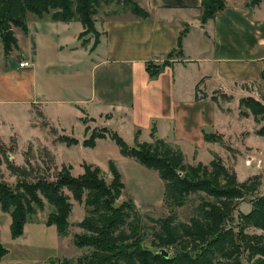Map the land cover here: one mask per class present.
Returning a JSON list of instances; mask_svg holds the SVG:
<instances>
[{
    "label": "crops",
    "instance_id": "obj_1",
    "mask_svg": "<svg viewBox=\"0 0 264 264\" xmlns=\"http://www.w3.org/2000/svg\"><path fill=\"white\" fill-rule=\"evenodd\" d=\"M133 1L148 17L95 19L99 38L94 44L80 40L84 29L78 21L30 15L25 31L14 29L17 47L4 55L10 62L0 64V129L18 131L16 115L7 113L20 108L28 135L43 141L42 131L30 126L32 108H39L63 132L73 124L83 128V116L108 126L129 123L134 134L156 125L185 131L191 128L187 125L196 105L201 109L193 130L202 135L209 93L218 89L231 96L261 80L264 3L250 7L235 1L202 24L201 0ZM179 39L181 55L168 60ZM21 61L29 66L18 68ZM163 61L170 64L150 78L147 64ZM188 77L190 91L184 100L179 90ZM195 82H201L196 98Z\"/></svg>",
    "mask_w": 264,
    "mask_h": 264
},
{
    "label": "trees",
    "instance_id": "obj_2",
    "mask_svg": "<svg viewBox=\"0 0 264 264\" xmlns=\"http://www.w3.org/2000/svg\"><path fill=\"white\" fill-rule=\"evenodd\" d=\"M104 2L116 6L121 3L133 16L140 19L148 17L133 0H0V40L4 53L8 55L12 48L17 47L12 28L25 31L27 13L36 18L49 16L54 21L64 23L78 21L84 32L88 30L97 34L93 17L97 14V7ZM225 8L224 0H201V23L204 24ZM180 46L179 39L178 50L171 52L168 60L181 55ZM169 64L170 61H163L159 65L148 63L146 71L150 78H155ZM260 78L264 80V69ZM262 93L260 100L252 97L240 99L241 116L247 115L244 108L249 110L256 122L264 120V86ZM205 97L202 94L200 98ZM257 134L264 136V125ZM101 136L93 134L82 145L93 148L95 140L105 135ZM109 136L122 156L133 158L158 173L164 183L163 202L168 208L183 207L190 194L199 192L213 200H202L198 206L199 217L191 218L188 223H175L173 215L153 221L154 238L148 247L133 201L115 205L124 185L113 164H109L112 175L109 185L99 175V168L92 169L88 165L83 174L76 177L71 175V168L62 166L54 180L44 177L32 179V168L14 165L9 160L8 154L14 150V146L9 149L0 143V209L11 217L12 239L23 234V228L35 210L43 209V199L52 207L47 225H54L59 236H66L71 209L70 197L64 192L66 190L74 201L83 204L86 209L84 218L77 225L82 232L74 235L73 244L78 249L90 251L75 261L64 258L50 260L47 264H264V236L244 232L248 228L264 231V197L253 203V209L248 214L240 215L242 225L236 226L239 228L237 231L232 225L235 202L250 190H255L251 183H238L235 174L219 159L210 162L211 169L185 166L182 153L173 150L162 140L136 143L130 147L116 133ZM203 136L209 142L207 135ZM75 144V139L67 143L68 147ZM2 165L16 178L13 185L3 180ZM26 165H29L28 161ZM161 250L168 256L164 257ZM245 250L249 253L247 261L243 258ZM6 255L7 250L0 243V261ZM256 256L259 259L254 261Z\"/></svg>",
    "mask_w": 264,
    "mask_h": 264
},
{
    "label": "rangeland",
    "instance_id": "obj_3",
    "mask_svg": "<svg viewBox=\"0 0 264 264\" xmlns=\"http://www.w3.org/2000/svg\"><path fill=\"white\" fill-rule=\"evenodd\" d=\"M224 1L228 6L238 0ZM240 1L248 5L251 4L252 7L264 3V0L259 2L257 0ZM96 10L97 14L94 15L93 20H102L106 17L118 18L131 14L121 3L116 6L104 2ZM26 15V21H28L29 16L33 14L27 13ZM14 29L16 28H12L15 37ZM79 38L81 41H92L94 44L99 35L94 31L87 30L83 31ZM3 48L4 45L0 40V64L6 65L10 60L7 58L8 56L4 57L7 54L4 53ZM13 50L12 48L11 52ZM14 60H17V57L14 56ZM190 84L189 77L181 81L179 91L184 100L189 94ZM194 84L196 87L198 82ZM263 86L264 80H260L256 83L243 85L241 90L237 89L239 93L231 96L227 93L223 94L218 89L209 93L207 97L210 98V106L203 105L204 116L208 123L204 122L202 135L193 130L195 124L198 123L196 111L200 112L201 109L196 105L191 109L194 115L192 121H189L187 125L192 129L188 128L185 131L169 129L167 131L156 125L149 132L141 130L136 131L135 134L129 123L116 125L117 121L113 122V126H108L104 124L103 120L93 123V120H90L88 116H83V128L79 124H73L72 130L63 132L52 126L39 108H32L33 112L30 114L35 120H30V126L37 127L42 131L43 141L28 135V126L23 121L24 111L20 108L19 110L11 108L7 115H16L19 121V123H15L18 131L6 134V129H0V136L2 135L4 139L0 137V143L9 149L14 146L12 147L14 150L8 154L9 160L14 165L32 168V179L44 177L54 180L62 166L71 168V175L76 177L83 174L85 166L88 165L92 169L99 168V175L109 185L112 178L109 164H113L124 185L122 194L115 205L118 206L128 200L133 201L135 210L141 219L140 224L144 231L142 232L145 234L144 242L148 247L154 238L155 224L153 221L173 215L175 223H188L191 218L199 217L198 206L202 200L212 201L213 199L207 197L203 192H199L190 194L183 207L168 208L163 202L164 183L158 173L147 169L133 158L122 156L109 134L116 133L130 147L136 143H154L156 140H162L173 150H179L182 153L185 166L210 168V162L219 159L231 173L235 174L238 183H251L255 189L250 190L235 202L231 216L232 225L237 231L239 228L236 226L242 225L240 215L248 214L253 209V203L264 197V136L257 134L258 131H261L264 120L256 122L249 110L244 108L243 111L248 116L244 117V114L241 116L239 101L247 97L260 100L263 96ZM93 134L105 136L97 138L93 148L84 147L82 143ZM204 134L210 139L209 142L204 139ZM70 139L77 140V144L68 147L67 143ZM29 146H31V150H29ZM27 161L30 166L26 165ZM1 171L4 181L10 185L16 182V178L9 174L5 165H2ZM64 192L70 197L71 205L66 236H59L54 225H47L52 207L44 199L43 209L35 210L24 226L23 234L16 239H12L10 235V215L0 209V243L7 250V255L0 261V264H47L50 260L64 258L75 261L89 253V249H78L73 244L74 235L82 232L77 225L86 214L85 206L74 201L69 192L66 190ZM244 232L247 235L264 236V231L255 228L245 229ZM243 258L245 261L249 258V253L246 250ZM256 259H259V256L253 258L254 261Z\"/></svg>",
    "mask_w": 264,
    "mask_h": 264
},
{
    "label": "built area",
    "instance_id": "obj_4",
    "mask_svg": "<svg viewBox=\"0 0 264 264\" xmlns=\"http://www.w3.org/2000/svg\"><path fill=\"white\" fill-rule=\"evenodd\" d=\"M29 65L26 61H21L18 63V68H27Z\"/></svg>",
    "mask_w": 264,
    "mask_h": 264
},
{
    "label": "water",
    "instance_id": "obj_5",
    "mask_svg": "<svg viewBox=\"0 0 264 264\" xmlns=\"http://www.w3.org/2000/svg\"><path fill=\"white\" fill-rule=\"evenodd\" d=\"M161 253H162V255H163L164 257H167V256H168V254H167L164 250H161Z\"/></svg>",
    "mask_w": 264,
    "mask_h": 264
}]
</instances>
